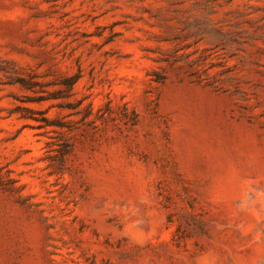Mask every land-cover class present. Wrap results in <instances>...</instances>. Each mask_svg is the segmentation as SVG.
Instances as JSON below:
<instances>
[{"label":"rangeland","instance_id":"374dc122","mask_svg":"<svg viewBox=\"0 0 264 264\" xmlns=\"http://www.w3.org/2000/svg\"><path fill=\"white\" fill-rule=\"evenodd\" d=\"M0 264H264V0H0Z\"/></svg>","mask_w":264,"mask_h":264},{"label":"trees","instance_id":"16d2710c","mask_svg":"<svg viewBox=\"0 0 264 264\" xmlns=\"http://www.w3.org/2000/svg\"><path fill=\"white\" fill-rule=\"evenodd\" d=\"M77 80H78V77H73V76L72 77H67L65 79L64 84H65L67 89H72L73 86L75 85V83L77 82Z\"/></svg>","mask_w":264,"mask_h":264}]
</instances>
